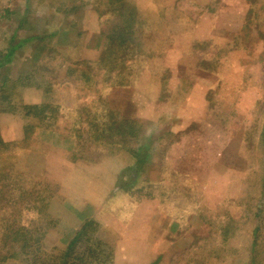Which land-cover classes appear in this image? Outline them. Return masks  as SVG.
I'll list each match as a JSON object with an SVG mask.
<instances>
[{"label":"rangeland","instance_id":"obj_1","mask_svg":"<svg viewBox=\"0 0 264 264\" xmlns=\"http://www.w3.org/2000/svg\"><path fill=\"white\" fill-rule=\"evenodd\" d=\"M263 38L264 0H0V59L20 43L0 66V245L16 224L35 231L32 254L0 247V264H57L79 214L95 218L106 254L120 235L105 222L162 227L164 199L222 216L228 202L234 250L249 244ZM225 153L242 172L224 171ZM129 234L121 248L138 243Z\"/></svg>","mask_w":264,"mask_h":264},{"label":"crops","instance_id":"obj_2","mask_svg":"<svg viewBox=\"0 0 264 264\" xmlns=\"http://www.w3.org/2000/svg\"><path fill=\"white\" fill-rule=\"evenodd\" d=\"M238 42L241 45L243 43V45L240 47L237 42H234V45L237 43L235 48L248 49L245 47L242 37ZM256 44V49L263 50L264 38L257 41ZM257 147L264 148L263 138H261V141L258 140ZM220 158L225 162L224 171L230 174L233 171L238 172L243 169L235 168L243 159L239 155L233 157L230 153H225L221 154ZM261 161H263L264 166V154ZM262 173L261 202L253 208L254 212L245 209V215L243 214L246 219H249L250 216L256 217L255 222L250 223L249 235L251 240L246 246L240 244L239 249L235 248L238 251L234 250L233 240L242 231L236 225L237 221L233 218L230 209L232 206L227 201L223 212L224 216H222V214L216 213V208L202 212L198 203H185L182 202L183 200L169 203L164 199V226L162 227L155 224L148 225V218L138 219L131 227L124 224V221L117 218L116 215L114 218H110L112 219L111 223L105 222L120 235L114 247L110 246L106 254L104 253V246H101L102 244L99 242L100 240L94 241L93 234L97 231L96 229L91 234L89 242L86 243L87 251L91 255L89 264H120L126 262L128 264H232L233 259L239 264H264V169ZM108 184L113 187L114 182L110 180ZM123 196L126 197L125 200H128L126 194H123ZM106 197V194H104L101 198L97 197L92 202L88 200L86 206L90 205L93 208H98L100 203L107 199ZM123 211H120V213L123 214ZM77 217L80 223L76 229H72L70 233L64 235V239L67 241L72 239L76 230L85 220H95V218L91 219L89 216L88 219L81 214ZM248 222L250 221L248 220ZM125 226L127 227L125 228ZM124 232L130 233L128 236H134L133 240L138 242L135 247L129 246L127 248L125 245L121 248L122 244H118L125 239ZM148 236L152 238L150 243ZM83 247L85 248L84 243ZM129 256H133V259L127 258Z\"/></svg>","mask_w":264,"mask_h":264},{"label":"trees","instance_id":"obj_3","mask_svg":"<svg viewBox=\"0 0 264 264\" xmlns=\"http://www.w3.org/2000/svg\"><path fill=\"white\" fill-rule=\"evenodd\" d=\"M12 36L10 37V42L13 40ZM19 44L20 43L9 45L6 52L2 55V59H0V60H3L2 62H0V66L4 65V63H7L11 59L12 54L19 47ZM118 127H119V130L117 131L119 134V132L123 131L122 130L123 126L119 125ZM134 135L135 134L131 133L132 137ZM261 138L264 139V125L262 127V130L259 133L260 141H261ZM0 145H4L3 139L1 138V136H0ZM24 192H26V190L24 189L21 190L19 188L18 194H17L18 195L17 203H20V204L22 203V201L20 200ZM96 229H97L96 222H94L93 220H85L79 226L78 230H76L72 239H70L69 241L64 239V241L67 242V245L65 248V252L63 253L62 257L59 259L60 261L57 262V264H89L91 255L87 251L88 248L86 246V243L89 242L91 238V234L94 233ZM8 230H9L8 232H10L11 235L6 236V240H4V244L0 245L1 248L4 246L10 245L8 247V251L10 252V255H5V258L11 257L12 255L17 254V253H21L22 255L32 254L31 245H30V235H32L31 234L32 232L35 233V231L27 229V227L20 226L19 224H16L15 229H13L12 227H9ZM43 235L45 234L39 235V238H37L35 242H37L40 239V237H43ZM13 243H16L18 245V251L16 253H14L15 248L13 246L14 245ZM83 243L86 249L83 247ZM34 259L35 258H33V260Z\"/></svg>","mask_w":264,"mask_h":264}]
</instances>
